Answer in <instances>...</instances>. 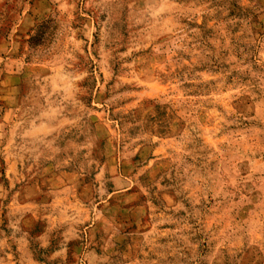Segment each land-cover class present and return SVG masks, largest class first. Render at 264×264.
I'll use <instances>...</instances> for the list:
<instances>
[{
    "label": "rangeland",
    "instance_id": "374dc122",
    "mask_svg": "<svg viewBox=\"0 0 264 264\" xmlns=\"http://www.w3.org/2000/svg\"><path fill=\"white\" fill-rule=\"evenodd\" d=\"M0 264H264V0H0Z\"/></svg>",
    "mask_w": 264,
    "mask_h": 264
}]
</instances>
